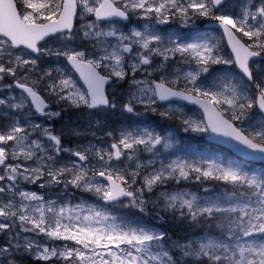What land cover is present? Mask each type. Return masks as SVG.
Segmentation results:
<instances>
[{
  "label": "snow or ice",
  "instance_id": "1",
  "mask_svg": "<svg viewBox=\"0 0 264 264\" xmlns=\"http://www.w3.org/2000/svg\"><path fill=\"white\" fill-rule=\"evenodd\" d=\"M224 3L225 0H0V81L8 76L17 77L18 70L34 71L37 60L25 50L38 55L63 56L79 73L87 92H81L71 78L61 75L58 83L47 85L51 94L75 108H115L116 103L105 95L104 86L111 77L123 81L131 75L132 84L138 86L137 93L122 106L123 111L135 115V105L142 104L145 110L155 113L157 100L172 98L197 104L203 108L207 124L185 119L188 127L197 132L210 128L252 153L261 154L253 159L264 160V85H256L258 98L254 100L227 78L216 90L197 83L211 65L233 63L217 55L219 49L214 40L180 42L169 37L165 46L161 36L147 28L144 31L133 29L126 34L116 27L119 21H127L132 15L155 19L161 24L175 16L184 22L193 16L218 21L235 54V63L248 81H253L249 60L264 53V0L258 7L243 6L239 16L220 12ZM89 16L94 19L83 25L82 39L93 42L99 55L68 46V42L76 39L74 19ZM105 23L107 31L103 27ZM237 33L247 37L250 43L242 42ZM46 37L64 43L59 49L38 46ZM126 54L133 61L127 68ZM177 56L191 70L176 72L171 79L162 75L159 82L135 79L141 66L151 65L154 57L162 58L156 70L163 73L169 67L168 62L176 60ZM101 68L109 70L108 75H102L98 71ZM148 74L151 76L150 72ZM45 75L51 77L52 73ZM149 83L154 87H149ZM15 87L27 93V97H22L18 103L9 102L8 107L22 110L27 106L26 99L31 98L40 115L60 116V112L45 111L48 105L33 87L19 79ZM5 104L6 101L0 99V105ZM223 105L227 108L222 109ZM254 107L262 114L258 129L245 133L234 126L233 121L249 118ZM225 112L230 113V119L224 118ZM159 115L167 117L172 113L164 111ZM34 133L46 137L47 146L40 139H32ZM107 135L113 136V133ZM161 140L152 132L125 130L113 137L110 148L89 145L71 149L63 146L60 136L40 124L29 123L25 127L13 120L10 126L0 128V234L5 239L0 245V264H22L24 257L62 264H264V177L207 161L177 159L167 165L162 163L160 168L146 174L141 173L145 166L138 162L131 170L113 163L122 158L136 160L140 146L151 151ZM61 153H68L76 160L61 163ZM181 180L200 183L214 180L230 185L231 191L226 189L215 200L206 199L203 203L195 194L186 192H160L155 199L151 198L150 194L169 181L180 183ZM37 181H44L41 188L46 184H63L65 188L70 185L93 193L106 203H120L139 213H146L151 204L162 212H171L173 220L187 221L193 227L214 226L219 229V235L206 233L203 237L173 239L167 231H156L129 221L118 222L117 217L93 207L86 210L87 215L81 216L85 211L82 205L57 208L55 201L45 203L43 196L19 188L21 182L35 184ZM17 195L19 202L15 200ZM4 196L8 198L3 199ZM123 198H127V204ZM21 233L72 243L41 245Z\"/></svg>",
  "mask_w": 264,
  "mask_h": 264
},
{
  "label": "rangeland",
  "instance_id": "2",
  "mask_svg": "<svg viewBox=\"0 0 264 264\" xmlns=\"http://www.w3.org/2000/svg\"><path fill=\"white\" fill-rule=\"evenodd\" d=\"M243 6H250L248 4V2H243L240 1H234V2H230L229 4H227V7L230 9H233L235 11V16H239L242 10ZM253 11H255L254 9H252ZM220 12H227L226 9H222L220 10ZM220 14V13H218ZM94 18L89 16L86 17L85 19H81L79 17L76 18L75 20V27H74V32L76 33V39L68 42V46L69 48H76L79 50H84L83 48H81L78 44L79 40H82V36L83 33L81 31L83 25L85 23H87L90 20H93ZM133 19V23H131L130 25H128L127 27L123 28L122 26H120L119 24L116 25V27H118L120 29V31L124 32V33H130L133 29L138 30V31H144L146 28L149 31L155 32L156 34L160 35L161 38L164 41V45H167L168 42V38L172 37V36H163V34H161L159 32V30L157 29V26L162 27L163 24L159 23H154V22H150L149 19L146 21V19L137 17L135 15H133L132 17ZM139 22L140 25L135 26V23ZM184 27H189V28H198V26H195L194 24L191 23H185L183 24ZM104 30L107 31L109 30L108 25L105 23L103 25ZM165 27V26H164ZM200 36L197 38H191L186 42H191L195 39H202V38H211L212 40H214V42L216 43V38L214 37L215 33L212 32H199ZM173 39H177L172 37ZM111 39V38H110ZM183 42V41H180ZM64 42L59 41L55 38L41 44V47H46L48 49H59L61 48L62 44ZM112 43H115V40H112ZM217 45V44H216ZM87 46H89V44H87ZM97 50V49H96ZM19 52V50H14ZM91 53H96V52H89L88 54ZM97 55H99V53H96ZM134 55V54H133ZM217 55L219 56L218 52ZM31 58L36 59L37 60V64L35 66L34 69V75L35 80L34 81H39V83H33L32 87L36 90L41 92L39 95H41V97L44 98V100L49 104L50 108L49 110L46 111H51V112H60V115L62 113H64L66 111V105H68L67 102L65 101H59L55 96H53L50 92V90L47 88V85L49 83H53L59 82V79L61 77V75H63L65 78H71L74 82H75V86L77 89H79L81 92H85V90L83 89V87L80 85V83L78 82V80L72 75V73L67 69L64 60L65 58L63 56L61 57H56V56H49V55H37L36 57H33L32 55H30ZM224 59V56H221ZM27 58V57H25ZM4 59L6 60L7 57H4ZM160 63L162 58L160 57ZM133 62L132 60L128 59V55L126 54V66L128 63ZM253 64H255V62H251L250 65L253 66ZM221 65H226L228 66L229 64H221ZM29 68H31L32 66L29 65ZM195 65H192V68H194ZM223 67V66H222ZM225 67V66H224ZM141 71L136 73L135 79L137 80H145V81H154L153 80V76L155 74L159 73L158 79L157 81L160 80L162 75H167L169 79L173 78V74L176 72H186L191 70L188 64H185L183 62L178 61V66L173 70L170 71L169 73H167V71L165 72H161L156 70L157 69V65L147 68V65L145 66H141ZM146 69V71H145ZM226 72L227 69L225 68ZM254 70H256L259 73V79H260V84L264 85V71H261L260 68H254ZM19 71V70H18ZM51 72L52 75L51 77L46 76L45 73L46 72ZM99 71L101 72L102 75H106L109 73V70L106 69H99ZM151 73V76H149L148 73ZM27 74V73H26ZM204 75V74H203ZM228 76V75H226ZM43 77V79L41 80L40 78ZM7 79H11L13 77L8 76L6 77ZM113 79H115V81H117L118 83L121 82H128L130 84H132V77L131 75H129L128 77H126L125 80L121 81L118 80L116 77H111ZM225 76L222 72L220 79L216 82H213L211 87L213 88V90H216L221 84H223L225 82L224 80ZM227 79H230L229 76L226 77ZM33 81V82H34ZM114 83V82H113ZM11 85V84H8ZM7 83L5 81L0 82V99H4L6 101L5 105H0V111L5 110L6 112V116L7 118V127L11 125L13 120H18L21 123V126H25L27 127L29 123H35V124H40L42 127L45 128H51L54 125V122H56L55 117H48V116H44V117H37L36 114L32 111L27 99L25 101L26 103V107H24L22 110H16L13 108L8 107V103H18L20 102L22 97H25L23 94L17 92L15 89L8 87ZM111 85V84H110ZM134 87V93H137V85L132 84ZM149 87H152V84L149 83L148 85ZM139 87H144V85H140ZM242 90H244V95L248 96L249 98H251L250 93L248 90L241 88ZM108 90H111L114 92L113 87H109L107 86L106 88V92ZM257 95V94H256ZM111 102V99H109ZM116 103V107L112 108V107H107V110L112 111L113 113L115 111L119 110V106H118V102ZM137 105H142V104H136ZM162 106V105H161ZM227 108V105H224ZM72 107V106H71ZM166 109L168 111L171 110H176V111H183V108L180 107L179 104L174 105V104H167L165 105ZM75 114L77 116L82 115V117L84 119L87 120L86 117H89L91 119L94 118V111H90L88 110V107L86 106H81L80 108H75L72 107ZM165 109V108H164ZM142 117L143 115L140 114ZM260 115L258 114L257 116H252V114H250L249 112V118L244 119L243 121H241V123L236 124V126L245 131V133L253 131L254 129H258L259 125H260V120H259ZM198 124V123H196ZM100 126L99 124H97V128L95 129V126H90L89 124L83 125L81 127V129L72 131V132H66L68 136H74L73 140L69 141L70 144H65L62 142L63 146L66 148H71V149H83L89 145H95L97 147H104V148H110L111 143L113 142V137H118L120 135V133L122 131L125 130H120L116 133V135L113 134V136H108L107 132L104 134V136H108L107 140H102L103 136H95V132H99L97 129H99ZM127 131H136V132H144V131H148L150 132V130L145 127V126H140V127H131L129 129H126ZM204 135L207 134L206 131H203ZM32 139H40L41 143L45 144L47 146V144L49 143L47 141L46 137H42L39 136L38 133H34L33 136L31 137ZM82 139L83 142L80 143L78 139ZM93 138H97V140H93ZM161 143L155 145V147L151 150V151H146L144 149L143 146H140V150L137 153V159L133 160V161H128L125 158H122L121 161H113L114 164H120L124 167H129L130 170L132 168H135L136 163H140L141 165L145 166L141 168V173L142 174H146L147 172H151L155 169L160 168L161 164L163 163L164 165H167L169 163H171L173 160H184V157L182 154L179 153V151H176L175 145L172 142V140L169 139V135L166 134L164 136L161 137ZM106 139V138H105ZM165 141H167V144L165 143ZM73 143V144H72ZM60 161L61 163L63 162H68V161H73L76 160L75 157H71L68 153H61L60 156ZM91 159V156H90ZM151 161V163H149ZM92 162L95 163V160L92 159ZM28 163L30 164H34V161H29ZM60 166V165H57ZM249 175H256L258 177H264V171H258V172H250ZM44 181H37V183L35 184H30V183H26V182H21L19 185V188L23 191H28V192H35L37 193V195L43 196L44 197V201L45 203H47L48 201H55V207L59 208L62 206H66V207H71V208H75L76 205H82L83 208L85 209V211L81 212L80 215H87V209L89 207H93L96 208L98 210H103L105 212H107L108 214L115 216L118 218V222H120L121 220L123 221H129L132 222L134 224H141V225H146L156 231H161L160 228H158L157 226L151 225L150 222L153 220V218L155 217L154 215H158V209L153 208L152 205L150 204L148 207V210L146 213H139L136 209L131 208V207H126L121 205L120 203H117L115 205H111V206H103L100 203V200L97 196H95L93 193L90 192H86V191H81L79 189H75L72 188L70 185L68 186V188H65L63 184L61 185H45V187L41 188L40 184L43 183ZM160 192H167L169 194H173L176 192H186L191 194H195L198 199L200 201H204L206 199H211V200H215L219 195H214L213 197L210 196H201L199 193H195V192H191L187 189H181V190H175L173 189V187L171 186H161L160 188H158L153 194L151 195L152 199H155L156 196L159 195ZM190 195L188 198H190ZM7 196H4L3 199H7ZM124 199V204H127V198H123ZM15 200L17 202H19L20 197L17 195L15 197ZM222 203H226L225 201H221ZM25 203H29L28 201H25ZM32 204H35L36 202H31ZM161 208H163V204L161 203L160 205ZM67 222V221H65ZM151 225V226H150ZM21 236H27L33 240L38 241L41 245H52V246H61L65 243H69L71 244L72 242H65V241H59V240H49L47 237L43 236V235H39L36 236L34 233H21ZM23 242V241H22ZM5 243V239L3 234H0V245H3ZM22 264H62L61 261H49V262H43V261H35L33 260L31 257H24L22 259Z\"/></svg>",
  "mask_w": 264,
  "mask_h": 264
},
{
  "label": "trees",
  "instance_id": "3",
  "mask_svg": "<svg viewBox=\"0 0 264 264\" xmlns=\"http://www.w3.org/2000/svg\"><path fill=\"white\" fill-rule=\"evenodd\" d=\"M234 1L240 0H229L225 3L220 10L226 9L227 13H230L235 16V11L227 7V4ZM243 2H248L250 6H260L261 0H241ZM252 9L255 10V7ZM191 11V10H190ZM219 13V12H218ZM217 13V14H218ZM133 15L130 16L129 22L127 25H120L123 28L127 27L131 23H133L132 19ZM148 19H146L147 21ZM211 19L200 17V16H193L187 22H184L179 16L169 17V21L166 24H163L162 27L157 26V29L161 34L164 33L163 36H172L174 38L177 37L178 41L186 42L189 39L197 38L200 36L199 32H212L215 33L214 37L216 38V44L218 46V54L219 56H224L225 58L231 60L228 52L225 49L224 43L221 39V36L218 32L213 30H207L202 28V24L205 21H210ZM152 23L159 24L155 19H149ZM191 23L198 28H189L184 27L183 24ZM134 24V23H133ZM140 25L139 22L135 23V26ZM165 26V27H164ZM237 36L242 39V42L250 43L247 37H242L240 33H237ZM78 44L81 48L86 50L87 53L89 52H97L96 48L93 47V42L79 40ZM89 44V46H87ZM92 54V53H91ZM262 60L255 62L250 65V68L253 71L254 80L250 83L244 81L234 70V67L231 64L228 66L226 65H211L210 70L207 74H204L200 77L197 81L202 87H211L213 82H216L220 79V76L223 72L226 80V77L229 76L230 80L238 84L240 88H244L249 91L251 99H254L256 93H258V89L256 87L257 84H260L259 73L254 70V68H260L261 71H264V53L261 54ZM160 57H154L153 63L151 65H147V68L158 66L160 64ZM179 57L177 56L176 60L169 61V67L165 70L167 73L173 71L178 66ZM223 66V67H222ZM225 66V67H224ZM127 68V66H126ZM227 69V72L225 70ZM27 72L18 71L17 77H19L21 83H26L28 86L32 87L33 81L31 79H23L26 76ZM108 75V74H106ZM228 75V76H226ZM159 76L155 74L152 78L153 80H157ZM1 82V81H0ZM114 82V83H113ZM109 87H113L114 92L108 90L106 92L108 99H111L114 102H118L119 110L115 111L114 113L107 109H98L93 112L94 118L91 119L86 117L84 119L82 115L77 116L71 107V105H66V111L62 113L59 117H55L56 124L49 128L54 135H58L61 137V141L65 144H70L69 141L73 140L74 136H68L66 132H72L78 129H81L83 125L89 124L90 126H95L97 128V124H99L100 128L97 129L99 132H95V136H103L102 140H107L108 136H104L107 132H111L114 135L120 130H126L131 127H140L145 126L147 127L150 132L155 135H159L160 137L168 134L169 139L175 145L176 151H179L180 154L183 155L184 160H188L189 162L192 161H207V162H216L221 164L224 167H234L240 168L243 171L248 173L250 172H258L264 171V165H252L241 161L240 159L233 156L230 152L225 149L219 148L214 145H210L206 143L203 139L204 133L193 131L190 127H188L185 123V119H190L195 123L203 125L201 114L195 108H189L186 106L180 105L183 108V111H176L171 110L170 112L172 115L167 117L159 115L160 112L168 111L165 105L156 104L154 107L157 111L154 113L152 111L145 110L143 105H137L136 107V114H130L123 111V105L128 102L131 98L132 94L134 93V87L132 84L124 81L118 83L115 79L112 78V83ZM38 94L41 92L37 91ZM177 105V104H174ZM222 109H226L223 105L221 106ZM165 108V109H164ZM142 114L143 117L140 115ZM252 116H257L258 113L256 112L255 107L250 111ZM224 116L227 119H230V113L225 112ZM8 118V117H7ZM236 125L241 123V121H233ZM260 126V125H259ZM7 127V120L3 122V119L0 120V128ZM187 128V130H186ZM259 128V127H258ZM106 138V139H105ZM80 143L83 142L82 139H78ZM93 140H97V138H93ZM73 144V143H72ZM167 186L173 187L175 190L187 189L191 192L199 193L201 196H210L213 197L214 195H219L224 192V190L231 191L230 185H225L222 182L214 181V180H207L203 183L188 180L184 181L181 180L180 183H176L174 181H169ZM207 189V191L205 190ZM203 203L202 201H200ZM155 217L150 222L151 225L157 226L161 230L167 231L173 239H184L187 237H203L206 233L212 236L219 235V229H216L214 226L212 228H208L206 226H196L193 227L187 221L181 222L179 220H173L171 212H162L158 211V215H154ZM161 216L164 219H161ZM150 225V226H151Z\"/></svg>",
  "mask_w": 264,
  "mask_h": 264
},
{
  "label": "water",
  "instance_id": "4",
  "mask_svg": "<svg viewBox=\"0 0 264 264\" xmlns=\"http://www.w3.org/2000/svg\"><path fill=\"white\" fill-rule=\"evenodd\" d=\"M228 0H225V3L227 2ZM224 3V4H225ZM75 20L73 21V29H74V26H75ZM121 24H126L128 22L127 21H119ZM202 28L203 29H213L215 31H217L220 35H221V38H222V41L224 43V46L228 52V54L230 55L232 61H233V67L235 69V71L238 73V75H240L245 81H247L248 83H250L251 81H248L247 77H245L243 75V73L241 72V70L239 69L238 65L235 63V54L233 53L232 51V47L231 45L229 44L228 42V37L227 35L224 33L223 31V28H221L219 26V22L218 21H207L205 23H203L202 25ZM49 38H52V37H46L45 40L43 41H40L39 42V45L43 42H45L47 39ZM28 51L30 54H32L33 56H36L37 54L36 53H31L30 50H26ZM262 57L261 56H257V57H251L250 60H249V63L250 62H253V61H259L261 60ZM66 62V65L68 67V69H70V71L74 74V76L77 78V80L79 81V83L81 84V86L84 88L85 92H87V85L84 83V81L80 78V75L78 72L75 71V69H73L71 67V65L67 62V60H65ZM155 82H159L157 80H155ZM112 83V79L109 80V82L107 84H105L104 86V89H105V95H106V88L107 86H109L110 84ZM15 87V86H14ZM152 87H154V85L152 84ZM17 91L21 92L24 94L25 97H27V93H24L22 89L20 88H17L15 87ZM41 97V96H40ZM42 98V97H41ZM258 98V95H256L255 99ZM43 99V98H42ZM27 100L29 101V104L32 108V110L36 113L37 116L39 117H42V115H40L39 113L36 112L35 110V106L32 105L31 103V98H27ZM44 100V99H43ZM45 102V100H44ZM46 103V102H45ZM157 103L159 105H165L167 103H178V104H181V105H184L186 107H191V108H195L196 110H198L201 114V117H202V120H203V124H207V117H206V114L204 113V110L203 108H201L199 105L197 104H193V103H190L188 101H184V100H180V99H176V98H172L168 101H159L157 100ZM47 104V103H46ZM100 108H107V107H104V106H100V107H97V108H88L89 110H95V109H100ZM257 112L262 115L260 112H259V109L257 107H255ZM48 109V108H47ZM46 110V109H45ZM225 118V117H224ZM227 119V118H225ZM235 126V125H234ZM207 134L204 136V141L210 145H214V146H217V147H220L222 149H225L227 151H229L232 155H234L235 157L241 159L242 161H245L247 163H250V164H253V165H264V160H258V159H253V157L255 156H260L261 154L259 153H252L250 150L248 149H245L243 148L242 145H239L237 144V142L231 140L230 138L228 137H224L222 135H219L217 133H214L211 131V129L209 128L207 131ZM98 179L100 180H103L102 177H98ZM106 183V181H105ZM101 203L105 206H109V205H114L116 203H106L105 201L101 200Z\"/></svg>",
  "mask_w": 264,
  "mask_h": 264
},
{
  "label": "flooded vegetation",
  "instance_id": "5",
  "mask_svg": "<svg viewBox=\"0 0 264 264\" xmlns=\"http://www.w3.org/2000/svg\"><path fill=\"white\" fill-rule=\"evenodd\" d=\"M53 39V38H52ZM66 60V59H65ZM65 60H64V63H65V65H66V62H65ZM26 76L28 77V79H31L32 81H34L35 80V75H34V72L32 71V72H27V74H26ZM17 79H19V77H15V78H11V79H7V78H5V80H3V81H5L6 83H7V85L8 84H11V88H14L15 89V81L17 80ZM19 80H21V79H19ZM3 81H1V82H3ZM48 104V103H47ZM49 108H50V106H49V104H48V110H49ZM44 117V116H43ZM1 119H3V122H5L6 120H7V116H6V112H5V110H2V111H0V120ZM56 124V122H54V125ZM53 125V126H54Z\"/></svg>",
  "mask_w": 264,
  "mask_h": 264
},
{
  "label": "bare ground",
  "instance_id": "6",
  "mask_svg": "<svg viewBox=\"0 0 264 264\" xmlns=\"http://www.w3.org/2000/svg\"><path fill=\"white\" fill-rule=\"evenodd\" d=\"M43 117V116H42ZM41 118V117H40Z\"/></svg>",
  "mask_w": 264,
  "mask_h": 264
}]
</instances>
